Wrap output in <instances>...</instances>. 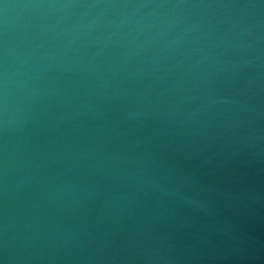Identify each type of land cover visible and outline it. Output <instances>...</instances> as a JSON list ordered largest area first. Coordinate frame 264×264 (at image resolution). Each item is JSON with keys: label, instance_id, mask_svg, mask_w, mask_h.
I'll return each mask as SVG.
<instances>
[{"label": "water", "instance_id": "1", "mask_svg": "<svg viewBox=\"0 0 264 264\" xmlns=\"http://www.w3.org/2000/svg\"><path fill=\"white\" fill-rule=\"evenodd\" d=\"M0 264H264V0H0Z\"/></svg>", "mask_w": 264, "mask_h": 264}]
</instances>
